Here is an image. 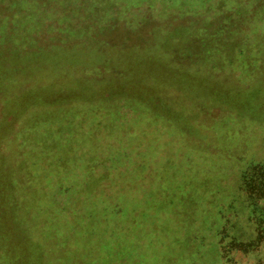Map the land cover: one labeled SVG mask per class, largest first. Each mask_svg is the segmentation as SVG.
<instances>
[{
    "label": "rangeland",
    "instance_id": "1",
    "mask_svg": "<svg viewBox=\"0 0 264 264\" xmlns=\"http://www.w3.org/2000/svg\"><path fill=\"white\" fill-rule=\"evenodd\" d=\"M263 230L264 0H0V264H264Z\"/></svg>",
    "mask_w": 264,
    "mask_h": 264
},
{
    "label": "trees",
    "instance_id": "2",
    "mask_svg": "<svg viewBox=\"0 0 264 264\" xmlns=\"http://www.w3.org/2000/svg\"><path fill=\"white\" fill-rule=\"evenodd\" d=\"M238 50L239 51H242V48H239ZM134 79H136V78H133L132 81ZM129 82H131V80L128 81L127 83H125V84H128ZM141 82H142V78H140V80L136 84V85H138V88L140 87L139 88L140 91L135 90L136 89V87H135L133 89L134 92H131V89H132V88H130L131 86H128V85H125V84H121V86H116V88H119V90H116L115 92H120L119 93L120 96L118 97L119 100H126L129 103H131V104L134 101L137 102L138 100L139 101H144V100H150V101H152V100H154L155 101L154 102L155 104H157V105L161 106L162 108H164L167 104L164 103L163 97L162 96L161 97L160 96H157V95L151 93L148 90H143V87H147L148 85H145L144 83H141ZM141 86H143V87H141ZM124 88H127V89L124 90ZM115 92L114 91H112V92L109 91V92H106L105 94H107L106 96H114L115 95ZM65 95H67V94L61 92V93H57V94L51 96L52 97V100H53L52 102L55 103L54 99H57L58 97L65 96ZM49 98L50 97H48L47 99H49ZM138 105L139 106H142V104H140V103ZM149 105H151V104H149ZM149 105L148 106H142V107H146L147 109H150L151 106H149ZM259 235H264V230H263V232H261V234L259 233Z\"/></svg>",
    "mask_w": 264,
    "mask_h": 264
}]
</instances>
